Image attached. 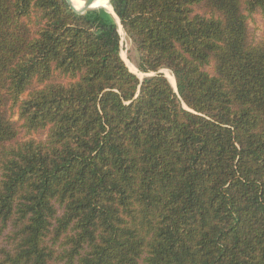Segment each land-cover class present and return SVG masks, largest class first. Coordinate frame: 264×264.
<instances>
[{
  "label": "trees",
  "instance_id": "1",
  "mask_svg": "<svg viewBox=\"0 0 264 264\" xmlns=\"http://www.w3.org/2000/svg\"><path fill=\"white\" fill-rule=\"evenodd\" d=\"M109 4L153 76L104 9L0 0V264H264V0Z\"/></svg>",
  "mask_w": 264,
  "mask_h": 264
},
{
  "label": "rangeland",
  "instance_id": "2",
  "mask_svg": "<svg viewBox=\"0 0 264 264\" xmlns=\"http://www.w3.org/2000/svg\"><path fill=\"white\" fill-rule=\"evenodd\" d=\"M108 13L110 14V15H112L109 11H108ZM255 23L254 24H251V30H252V32H253V34H254V37H257L258 35H259V33H260V29H261V23H260V20H259V18H255ZM120 30V29H119ZM124 34V33H123ZM121 37V40H120V56H121V58H123L122 60L124 61V63H126V62H128V63H130L133 67H135L134 66V62L136 61V59H137V55H136V53L133 51V49H132V47H131V45H130V42L125 38V36L124 35H121L120 36ZM135 69H136V67H135ZM137 71V70H136ZM163 73H164V71H162ZM138 73V72H137ZM134 74H136V73H134ZM140 74V73H139ZM137 75V74H136ZM137 77L141 80V79H143L144 77H146V75H143V74H140V76L139 75H137Z\"/></svg>",
  "mask_w": 264,
  "mask_h": 264
},
{
  "label": "bare ground",
  "instance_id": "3",
  "mask_svg": "<svg viewBox=\"0 0 264 264\" xmlns=\"http://www.w3.org/2000/svg\"><path fill=\"white\" fill-rule=\"evenodd\" d=\"M72 5L76 8V9H79L81 7V0H70ZM110 0H96L93 5L91 6L92 10H98V9H104L106 11H109L113 17L115 18L116 22H117V25L119 27V34L120 36L121 35H124L123 34V31L121 29V26L120 24L118 23V20L117 18L115 17L113 11H112V8L110 7V4H109ZM109 14V13H108ZM123 59V58H122ZM124 60V59H123ZM125 61V60H124ZM126 65L127 67L130 69V71H132L133 73H136L137 75L140 76L139 73H137L135 67H133L130 63L126 62ZM164 75L166 77V79L168 80V82L172 85V87H175V80L173 78V76L170 74V72L168 71H164Z\"/></svg>",
  "mask_w": 264,
  "mask_h": 264
},
{
  "label": "water",
  "instance_id": "4",
  "mask_svg": "<svg viewBox=\"0 0 264 264\" xmlns=\"http://www.w3.org/2000/svg\"><path fill=\"white\" fill-rule=\"evenodd\" d=\"M96 0H81V7L79 9H76L70 0H65L66 4L68 5V8L73 11L74 13H76L77 15H84L86 14L88 11H91L92 8L91 6L93 5V3L95 2ZM113 11V10H112ZM119 23V21H118ZM122 59V58H121ZM133 73V72H132ZM159 73L163 74L164 73L162 71H160ZM149 76H153V74H150V75H146V77H149ZM165 77V75H164ZM166 78V77H165ZM171 85V84H170ZM172 87V85H171ZM174 89V91L176 92V84H175V87H172Z\"/></svg>",
  "mask_w": 264,
  "mask_h": 264
}]
</instances>
